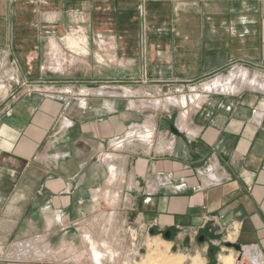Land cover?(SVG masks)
Masks as SVG:
<instances>
[{"label": "crops", "instance_id": "obj_1", "mask_svg": "<svg viewBox=\"0 0 264 264\" xmlns=\"http://www.w3.org/2000/svg\"><path fill=\"white\" fill-rule=\"evenodd\" d=\"M150 238L264 264V0H0V264Z\"/></svg>", "mask_w": 264, "mask_h": 264}, {"label": "rangeland", "instance_id": "obj_2", "mask_svg": "<svg viewBox=\"0 0 264 264\" xmlns=\"http://www.w3.org/2000/svg\"><path fill=\"white\" fill-rule=\"evenodd\" d=\"M109 212H111V210H109ZM131 241H133L134 244L136 242L135 239L129 236L126 240V245L131 246ZM160 243L161 242L158 239H147L146 242L141 245L143 248L142 252L139 256H136L137 261L142 262V264H166V255L164 253L165 247L164 244ZM226 264H230L229 258Z\"/></svg>", "mask_w": 264, "mask_h": 264}, {"label": "bare ground", "instance_id": "obj_3", "mask_svg": "<svg viewBox=\"0 0 264 264\" xmlns=\"http://www.w3.org/2000/svg\"><path fill=\"white\" fill-rule=\"evenodd\" d=\"M258 85V84H257ZM183 100V99H182ZM133 136V135H132ZM125 144V143H124ZM111 174H113V176H114V173H111ZM90 238V237H89ZM92 241H94L93 239H92ZM96 243V242H95ZM102 245V244H101ZM107 246V245H106ZM91 247V246H90ZM98 247V246H97ZM96 247V248H97ZM100 249V248H99ZM99 251V250H98ZM98 251H96V250H94V252H95V255H96V257H97V255H99V252ZM103 251V250H102ZM108 251V250H107ZM101 252V251H100ZM104 252V251H103ZM103 252H101V253H103ZM106 252V251H105ZM95 258V257H94ZM97 259V258H96ZM96 262H97V260H96ZM99 262V261H98Z\"/></svg>", "mask_w": 264, "mask_h": 264}, {"label": "water", "instance_id": "obj_4", "mask_svg": "<svg viewBox=\"0 0 264 264\" xmlns=\"http://www.w3.org/2000/svg\"><path fill=\"white\" fill-rule=\"evenodd\" d=\"M172 131L176 133V130H175V129H172ZM168 236H169L168 232H165V233H164V237H165V238H168ZM233 246H234L236 249H239V246H237V245H233Z\"/></svg>", "mask_w": 264, "mask_h": 264}]
</instances>
